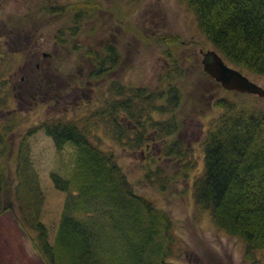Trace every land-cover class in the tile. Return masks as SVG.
I'll return each mask as SVG.
<instances>
[{"label":"rangeland","instance_id":"374dc122","mask_svg":"<svg viewBox=\"0 0 264 264\" xmlns=\"http://www.w3.org/2000/svg\"><path fill=\"white\" fill-rule=\"evenodd\" d=\"M43 5L65 6L70 12L34 14ZM77 11L82 19L71 20ZM108 46L118 62L97 74L95 55L105 59ZM208 50L215 49L184 0H0V122H15L13 133L6 135L14 140L12 154L26 139L43 194L40 220L50 239L66 198L50 174L69 176L75 151L69 143L58 150L42 125L73 122L98 149L115 155L138 194L169 214L176 235L172 263L264 264V249L248 258L244 243L218 229L209 211L194 200V180L205 163L204 140L223 112L217 100L264 110V96L225 90L203 71L202 52ZM241 72L264 89V76ZM112 81L145 88L152 96L148 106L156 100V106L164 107V91L172 87L180 95L173 113L150 111L144 104L150 120L141 147L115 136L108 108L116 90ZM162 91L164 98L154 97ZM118 110V121L133 127L129 112ZM171 117L177 127L170 134L154 124ZM168 146L173 149L167 155ZM185 167H190L187 174ZM163 182L166 186L160 187ZM4 198L9 209L0 212V264H45L32 245L33 232L18 222L13 197L6 193Z\"/></svg>","mask_w":264,"mask_h":264},{"label":"trees","instance_id":"16d2710c","mask_svg":"<svg viewBox=\"0 0 264 264\" xmlns=\"http://www.w3.org/2000/svg\"><path fill=\"white\" fill-rule=\"evenodd\" d=\"M184 1L200 32L228 64L264 76V0ZM56 6L43 5L34 14L70 12L65 6ZM80 15L77 11L71 20ZM107 50L105 59L94 54L97 74L113 70L118 62L115 50L110 46ZM111 85L116 90L108 108L115 120V136L127 140L126 145L141 147L150 120L145 110L152 96L145 88H124L113 81ZM164 92L168 94L164 107L156 106L154 100L150 111L173 113L180 95L173 87ZM164 92L154 97L164 98ZM216 106L223 112L204 140L205 163L194 180V200L201 210L209 211L218 229L244 243L245 254L251 258L255 250L264 249V110L235 107L225 98H219ZM118 109L129 112L133 127L118 121ZM154 124L167 134L177 127L173 117ZM42 127L58 150L69 143L75 151L69 176L50 174L54 187L66 193L54 236L50 239L40 220L43 194L26 152V139L19 140L14 154L10 152L14 140L6 135L16 128L10 119L0 122V162H5L0 163V212L9 209L5 204L9 197L4 198L7 193L17 204L19 224L33 232L32 245L44 263L174 264L170 258L176 244L173 221L165 210L135 191L115 155L98 149L76 123ZM172 149L168 146L165 154ZM164 186L166 183L160 184Z\"/></svg>","mask_w":264,"mask_h":264},{"label":"water","instance_id":"95a60500","mask_svg":"<svg viewBox=\"0 0 264 264\" xmlns=\"http://www.w3.org/2000/svg\"><path fill=\"white\" fill-rule=\"evenodd\" d=\"M202 69L225 90L264 96V89L251 81L239 69L226 63L216 50L202 52Z\"/></svg>","mask_w":264,"mask_h":264},{"label":"crops","instance_id":"0c3cea01","mask_svg":"<svg viewBox=\"0 0 264 264\" xmlns=\"http://www.w3.org/2000/svg\"><path fill=\"white\" fill-rule=\"evenodd\" d=\"M36 256H37V255H36ZM37 257H38V256H37ZM38 259L41 260L40 257H38Z\"/></svg>","mask_w":264,"mask_h":264},{"label":"flooded vegetation","instance_id":"af4514ba","mask_svg":"<svg viewBox=\"0 0 264 264\" xmlns=\"http://www.w3.org/2000/svg\"><path fill=\"white\" fill-rule=\"evenodd\" d=\"M33 57V56H32ZM148 146V145H147Z\"/></svg>","mask_w":264,"mask_h":264}]
</instances>
